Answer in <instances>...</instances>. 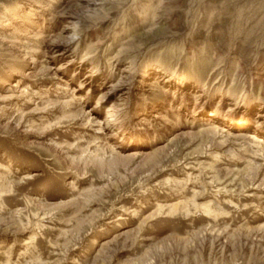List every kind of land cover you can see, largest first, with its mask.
<instances>
[{"label": "rangeland", "instance_id": "rangeland-1", "mask_svg": "<svg viewBox=\"0 0 264 264\" xmlns=\"http://www.w3.org/2000/svg\"><path fill=\"white\" fill-rule=\"evenodd\" d=\"M0 264H264V0H0Z\"/></svg>", "mask_w": 264, "mask_h": 264}, {"label": "bare ground", "instance_id": "bare-ground-1", "mask_svg": "<svg viewBox=\"0 0 264 264\" xmlns=\"http://www.w3.org/2000/svg\"><path fill=\"white\" fill-rule=\"evenodd\" d=\"M229 200V199H228ZM230 201V200H229Z\"/></svg>", "mask_w": 264, "mask_h": 264}]
</instances>
